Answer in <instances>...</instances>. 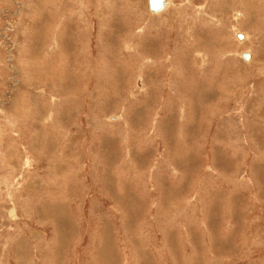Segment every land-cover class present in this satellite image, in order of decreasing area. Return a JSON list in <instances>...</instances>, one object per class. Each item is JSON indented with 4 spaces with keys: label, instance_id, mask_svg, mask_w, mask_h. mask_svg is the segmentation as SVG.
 <instances>
[{
    "label": "rangeland",
    "instance_id": "374dc122",
    "mask_svg": "<svg viewBox=\"0 0 264 264\" xmlns=\"http://www.w3.org/2000/svg\"><path fill=\"white\" fill-rule=\"evenodd\" d=\"M171 2L0 0V264H264V0Z\"/></svg>",
    "mask_w": 264,
    "mask_h": 264
},
{
    "label": "water",
    "instance_id": "95a60500",
    "mask_svg": "<svg viewBox=\"0 0 264 264\" xmlns=\"http://www.w3.org/2000/svg\"><path fill=\"white\" fill-rule=\"evenodd\" d=\"M166 0H149V8L153 12H160L166 6ZM244 58L248 59L249 55L247 53L243 54Z\"/></svg>",
    "mask_w": 264,
    "mask_h": 264
},
{
    "label": "bare ground",
    "instance_id": "6f19581e",
    "mask_svg": "<svg viewBox=\"0 0 264 264\" xmlns=\"http://www.w3.org/2000/svg\"><path fill=\"white\" fill-rule=\"evenodd\" d=\"M167 1V3H166V6L164 7V10L166 9V7H168L172 2H171V0H166ZM148 7H149V0H148ZM149 11L151 12V13H153V14H159V13H161V12H153V11H151L150 10V8H149ZM241 40V39H240ZM14 208V207H13ZM13 210V209H12ZM14 213V212H13Z\"/></svg>",
    "mask_w": 264,
    "mask_h": 264
},
{
    "label": "flooded vegetation",
    "instance_id": "af4514ba",
    "mask_svg": "<svg viewBox=\"0 0 264 264\" xmlns=\"http://www.w3.org/2000/svg\"><path fill=\"white\" fill-rule=\"evenodd\" d=\"M153 14V13H152ZM160 14V13H159Z\"/></svg>",
    "mask_w": 264,
    "mask_h": 264
},
{
    "label": "crops",
    "instance_id": "0c3cea01",
    "mask_svg": "<svg viewBox=\"0 0 264 264\" xmlns=\"http://www.w3.org/2000/svg\"><path fill=\"white\" fill-rule=\"evenodd\" d=\"M14 214V213H13Z\"/></svg>",
    "mask_w": 264,
    "mask_h": 264
}]
</instances>
